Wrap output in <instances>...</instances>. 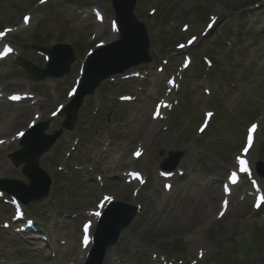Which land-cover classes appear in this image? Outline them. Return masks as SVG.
Masks as SVG:
<instances>
[{
  "label": "rangeland",
  "instance_id": "obj_1",
  "mask_svg": "<svg viewBox=\"0 0 264 264\" xmlns=\"http://www.w3.org/2000/svg\"><path fill=\"white\" fill-rule=\"evenodd\" d=\"M256 2L138 0L134 13L146 27L151 63L127 73L135 78L122 80L127 74L111 78L93 97L84 99L74 130L65 131L40 158V168L51 179L50 194L43 204H29L25 211L44 232L51 231L47 246L34 242L27 253L19 235L9 236L3 226L13 219L14 210L0 199V264H60L59 255L49 259L50 248L55 247L66 249L71 258H77L70 264H78L81 224L87 219L95 224L88 213L107 198L138 208L139 215L121 233L104 264L112 263V253L121 257L122 264H153L152 259L148 261L151 256L175 260L169 264H264V204L259 207L248 196L250 185L234 189L224 216L219 207L206 201V197H221V188L215 186L226 183L238 159L252 169L257 162L264 163V69L260 68L264 58H250L254 47L250 41L255 39L256 46L264 43V34L256 35L259 27L264 32V3ZM93 8L104 15L102 24L94 20ZM25 17L31 20L28 27ZM254 17L260 24L250 29ZM112 19L108 0H48L45 4L0 0V32L18 53L0 63V89L5 95L18 93L32 100L0 105V140L11 141L0 148V179L27 182L20 168L7 159L18 149L15 138L27 130L34 115L47 121L69 102L87 53L117 39ZM211 23L214 28L207 31ZM33 44L71 46L76 62L69 74L28 82L16 60L23 58L39 68L47 60L30 49ZM187 54L193 58L192 65L188 70L179 68ZM203 57L212 62V68L205 66L209 63ZM160 68L163 73L158 72ZM195 70L196 77L191 78ZM169 82L178 88L168 87ZM128 97L129 102H122ZM159 102L176 106L157 113ZM210 110L215 116L200 134L201 123L206 122L203 113ZM157 114L162 118L155 121ZM62 121L60 117L50 121L48 133L60 129ZM253 125L259 127L257 139L243 157L245 130ZM138 151L142 156L135 160L133 153ZM168 152L183 153L172 178L159 176ZM179 170L184 174L179 175ZM128 171L143 177L145 183L127 185L118 178ZM258 182L264 191V180ZM4 199L10 201L6 195ZM195 208L198 213L188 221Z\"/></svg>",
  "mask_w": 264,
  "mask_h": 264
},
{
  "label": "water",
  "instance_id": "obj_2",
  "mask_svg": "<svg viewBox=\"0 0 264 264\" xmlns=\"http://www.w3.org/2000/svg\"><path fill=\"white\" fill-rule=\"evenodd\" d=\"M112 2L119 25L120 40L99 49L93 56L88 58L83 69V77L80 81L78 92L65 110L67 116L65 126L68 130L73 128L75 115L83 98L87 95H92L102 80L150 61L148 56L149 44L145 28L133 16L136 0H112ZM46 52L53 59L51 64H49L50 66L48 65L50 69L47 72H42L20 62L29 71L30 78L39 80L46 75L59 78L68 72L69 64L73 62V54L70 48L56 46L53 49L46 50ZM54 68L58 69V72L53 73L52 70ZM45 126L46 124L38 126L31 138H25L22 142L23 150L14 156L17 163L25 164L24 174L30 180L31 185L27 187L15 181L0 182V190L18 197L23 203H26L28 199L44 197L50 186L49 178L38 167V158L43 152L48 150L60 133L46 138L43 136L42 130ZM170 157L175 158V165H177L182 155L170 154ZM24 192L27 193L24 195ZM26 196L29 198H25ZM133 214V208L118 203L112 204L107 209L101 219L95 237L98 251L96 257H99V259L94 261L95 263L91 261L90 264L101 263L104 247L115 243L119 231L129 224Z\"/></svg>",
  "mask_w": 264,
  "mask_h": 264
},
{
  "label": "bare ground",
  "instance_id": "obj_3",
  "mask_svg": "<svg viewBox=\"0 0 264 264\" xmlns=\"http://www.w3.org/2000/svg\"><path fill=\"white\" fill-rule=\"evenodd\" d=\"M248 14H253V13H251V12H249ZM254 19H258L259 20V18L258 17H254ZM258 20H256V21H252V22H250V29H253L254 27H256V24H255V22H258ZM263 24H264V20H263V22H262V26H263ZM264 34V32H263V29H262V27H260L259 28V31L256 33V35H263ZM254 46L253 47V49H252V52H253V54L251 55V57L250 58H253L254 60H258V59H260V58H264V43L261 45V46H256L255 45V39L254 40H252V41H250V46ZM259 52H261V55H259L258 53ZM0 54H2V53H0ZM10 56H11V52H8L7 53V55H6V58H10ZM0 57H1V55H0ZM0 62H2L1 60H0ZM260 68H262V69H264V62H263V64L260 66ZM238 183V182H237ZM220 185H221V183L220 182H218L217 184H216V188L217 187H220ZM171 192V191H170ZM206 201L207 202H209L210 201V204L212 205V206H214V205H216V207H218V205H219V203L220 202H222L223 200H224V198L223 197H219L218 199H217V197H214V196H210V197H206ZM230 200V197L228 198V201ZM207 205H209V204H207ZM198 208H195V210L192 212V213H190V218H189V220L188 221H190V220H192L195 216H196V214L198 213ZM227 211V210H226ZM9 235V234H8ZM33 238V237H32ZM39 238V236L38 237H35V239H38ZM24 244H23V246H22V248L23 249H25V251L27 252V253H29L30 252V250L28 249V246L30 247V249H32V247L34 246L33 244H32V242H29V241H24L23 242ZM19 244V243H18ZM88 248H89V245L88 246H86V247H83L82 246V249H81V252H82V250H85V251H83L84 252V254H82V260L84 259V256H85V254H86V252H87V250H88ZM17 250H19V248L17 249ZM194 250L198 253L199 252V248H196V246L194 247ZM11 252H14L15 253V250L14 249H12V251ZM58 256L59 255V259H62V262L60 261V264H66V262H68V264H70L72 261H75L77 258H75V259H73V258H71V253L70 254H68V252H67V250L66 249H64L63 251L62 250H60V251H58V248H56V253H55V256ZM74 255V254H73ZM54 258V255L52 254V255H50V257H49V259H53ZM69 258V259H68ZM110 258H112L113 259V263L112 264H117V263H119V262H121V261H119V258L118 257H116L115 255H112ZM1 259L2 260H5L2 256H1ZM68 259V260H67ZM6 261V260H5ZM9 261H12V260H9ZM53 261V260H52ZM153 262H154V264H159V261L156 259V260H152ZM78 264H80V262L78 263ZM167 264V263H166Z\"/></svg>",
  "mask_w": 264,
  "mask_h": 264
},
{
  "label": "snow or ice",
  "instance_id": "obj_4",
  "mask_svg": "<svg viewBox=\"0 0 264 264\" xmlns=\"http://www.w3.org/2000/svg\"><path fill=\"white\" fill-rule=\"evenodd\" d=\"M42 2H43V0H42ZM28 17H25V23H27L28 22ZM4 35V33H0V37H2ZM11 51V49L10 48H5V50H4V53L3 54H7L8 52H10ZM254 128H255V126H253V130H254ZM21 135H23V133H21ZM137 155L139 154L138 152L136 153ZM240 164L242 165V167H243V170H247V167H246V161H244V160H240ZM231 179L233 180V182H235V179H236V174L235 173H233L232 174V177H231ZM87 228H88V226L86 225L85 226V233H87ZM88 242V240H87V235H85V244Z\"/></svg>",
  "mask_w": 264,
  "mask_h": 264
}]
</instances>
